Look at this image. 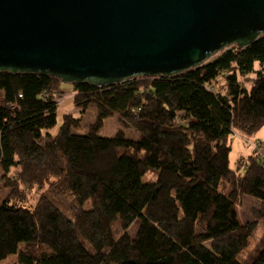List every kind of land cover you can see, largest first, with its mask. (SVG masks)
Masks as SVG:
<instances>
[{
    "label": "trees",
    "instance_id": "1",
    "mask_svg": "<svg viewBox=\"0 0 264 264\" xmlns=\"http://www.w3.org/2000/svg\"><path fill=\"white\" fill-rule=\"evenodd\" d=\"M62 83L0 72V264H243L264 226V155L257 146L232 169L230 142L264 127V36L173 76L72 84L82 113L97 109L87 134L71 113L51 133ZM116 114L141 139L100 136ZM242 197L258 203L244 224ZM251 264H264V247Z\"/></svg>",
    "mask_w": 264,
    "mask_h": 264
},
{
    "label": "water",
    "instance_id": "2",
    "mask_svg": "<svg viewBox=\"0 0 264 264\" xmlns=\"http://www.w3.org/2000/svg\"><path fill=\"white\" fill-rule=\"evenodd\" d=\"M264 36V0H0V72L107 87Z\"/></svg>",
    "mask_w": 264,
    "mask_h": 264
},
{
    "label": "rangeland",
    "instance_id": "3",
    "mask_svg": "<svg viewBox=\"0 0 264 264\" xmlns=\"http://www.w3.org/2000/svg\"><path fill=\"white\" fill-rule=\"evenodd\" d=\"M233 47V46H231ZM229 47V48H231ZM227 48V49H229ZM225 49V50H227ZM224 50V51H225ZM223 52V51H222ZM222 52L216 54L210 61L215 60L219 57ZM61 92L63 95V103L58 108V124L55 128L51 130L52 134H57L59 129L61 128L64 116L66 114H74L77 118L83 116V121L81 124V129L78 130L81 134H87L90 132L91 125H93L97 120V109L94 105H91L87 112L82 113V110L79 109L73 101V85L71 83L63 82L61 84ZM120 131H124L126 136L131 139L139 140L141 139V133L137 130L126 128L123 122L121 121L118 114L108 118L105 120L104 126L99 130L98 134L104 137H113L117 135ZM232 150L230 152V165L232 169L237 170L239 167V163L241 160L247 159L249 155H253L254 149L257 146H261L259 150L261 155H264V127L257 131L256 133L248 136L243 135H234L231 140ZM122 152L125 150L122 149ZM157 174L155 172H149L144 180H156ZM7 189L2 187L1 181V173H0V204L7 195ZM40 191L38 189H34L32 192L28 193V203L35 204L37 199L39 198ZM54 201L69 215L73 216L75 213V204L71 198L57 195L55 193H51ZM90 203L87 204V207H90ZM258 205L257 201L254 199H250L248 197H242L240 199V203L238 206V212L240 215V221L242 224L246 223L253 219L252 209L253 206ZM140 222L137 220L132 225L130 232L134 236L139 228ZM264 247V226L260 229L259 235L252 242V248L244 251L240 256L239 260L243 262V264H251L252 261L257 257L259 252Z\"/></svg>",
    "mask_w": 264,
    "mask_h": 264
}]
</instances>
